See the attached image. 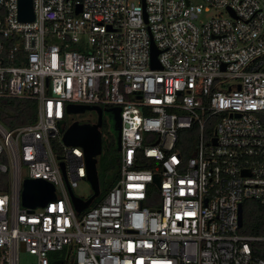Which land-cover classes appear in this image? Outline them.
Here are the masks:
<instances>
[{
  "label": "built area",
  "instance_id": "built-area-1",
  "mask_svg": "<svg viewBox=\"0 0 264 264\" xmlns=\"http://www.w3.org/2000/svg\"><path fill=\"white\" fill-rule=\"evenodd\" d=\"M32 6L22 21L18 0H0V98L37 103L33 122H0V264H20V248L33 264L59 251L70 264H264V235L238 223L244 200L264 205V0ZM70 103L120 107L118 178L80 213ZM27 178L54 198L22 205Z\"/></svg>",
  "mask_w": 264,
  "mask_h": 264
},
{
  "label": "water",
  "instance_id": "water-1",
  "mask_svg": "<svg viewBox=\"0 0 264 264\" xmlns=\"http://www.w3.org/2000/svg\"><path fill=\"white\" fill-rule=\"evenodd\" d=\"M79 9L76 10V12ZM18 18L22 21H31L34 19V11L32 6V0H18ZM157 51L153 48L151 54L152 66H158L155 56ZM86 110H93L96 112L95 121H80L74 119L68 127L64 130L62 135V141L68 146H80L83 150L86 179L91 187V194L87 197H80L72 191L68 186V192L72 205L76 213H80L82 210L90 206L96 198L100 196L101 189L98 176V157L103 150V139L100 131L102 125V112L105 110L112 115L114 121V130L117 131L116 148L120 149V107L111 106L104 108L100 105L92 104H74L70 103L66 107V111L69 114H80ZM62 171H64L63 163H60ZM154 181L159 184L157 177H154ZM22 190V205L24 206H43L48 200L54 198V186L43 179L27 178L23 181ZM238 223L242 224V205H239L238 209ZM51 264H62V259H56Z\"/></svg>",
  "mask_w": 264,
  "mask_h": 264
},
{
  "label": "trees",
  "instance_id": "trees-1",
  "mask_svg": "<svg viewBox=\"0 0 264 264\" xmlns=\"http://www.w3.org/2000/svg\"><path fill=\"white\" fill-rule=\"evenodd\" d=\"M37 103L33 99L0 98V122L12 128L33 122L36 119ZM103 154L98 157L97 169L101 193L94 202H98L118 178L119 161L117 156H109V144H104ZM240 232L264 235V205L254 199L242 202V225ZM257 253L264 257V243L257 244ZM64 254V251H62ZM63 264H70L63 259Z\"/></svg>",
  "mask_w": 264,
  "mask_h": 264
},
{
  "label": "rangeland",
  "instance_id": "rangeland-1",
  "mask_svg": "<svg viewBox=\"0 0 264 264\" xmlns=\"http://www.w3.org/2000/svg\"><path fill=\"white\" fill-rule=\"evenodd\" d=\"M192 3H197L199 2V0H190ZM217 14H221L223 16L226 15V12L221 9V10H212L211 12H203L200 14V19H207L212 15H217ZM72 117L74 119H79V120H86V119H90L92 121L96 120V116L93 110H86L83 113L80 114H72ZM100 131L102 133V135H108L109 141L106 142L104 137H103V141L105 142L104 144H109V148L107 151H109V156H119V150H117L116 145L113 143L112 136L116 135V131L113 129L110 121H108L107 117H104L103 119V124L101 125ZM111 140V141H110ZM104 152V151H103ZM103 152L101 154H103ZM101 156V155H100ZM155 190V187H154ZM73 191L76 195L80 196V197H87L91 194V187L90 184L88 182L87 179H82L81 181L78 182V185L73 188ZM57 257L60 258H64V254L62 251H59L56 253ZM18 259H19V263L20 264H33L36 261V256L34 254L29 253L28 251L20 248L18 250Z\"/></svg>",
  "mask_w": 264,
  "mask_h": 264
},
{
  "label": "flooded vegetation",
  "instance_id": "flooded-vegetation-1",
  "mask_svg": "<svg viewBox=\"0 0 264 264\" xmlns=\"http://www.w3.org/2000/svg\"><path fill=\"white\" fill-rule=\"evenodd\" d=\"M109 107H111V106H106V107H104V108H109ZM94 113H95V116L97 117V115H96V112L94 111ZM95 117V118H96ZM104 117H107L108 118V121H110V123H111V125H112V127H113V129H114V121H113V119H112V115L109 113V112H107V111H103L102 112V124H103V119H104ZM87 120H90V119H87ZM91 122H92V120H90ZM95 121V120H94ZM116 133V135H114V136H112V141H113V143L116 145V141H117V131L115 132ZM110 139V138H109ZM110 140V141H111Z\"/></svg>",
  "mask_w": 264,
  "mask_h": 264
},
{
  "label": "crops",
  "instance_id": "crops-1",
  "mask_svg": "<svg viewBox=\"0 0 264 264\" xmlns=\"http://www.w3.org/2000/svg\"><path fill=\"white\" fill-rule=\"evenodd\" d=\"M57 259H62V260H63L64 258H63V257H62V258H60V257H57ZM62 264H63V263H62Z\"/></svg>",
  "mask_w": 264,
  "mask_h": 264
}]
</instances>
